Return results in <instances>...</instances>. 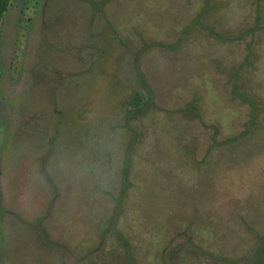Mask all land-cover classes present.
Masks as SVG:
<instances>
[{
    "label": "rangeland",
    "instance_id": "obj_1",
    "mask_svg": "<svg viewBox=\"0 0 264 264\" xmlns=\"http://www.w3.org/2000/svg\"><path fill=\"white\" fill-rule=\"evenodd\" d=\"M28 1L14 0L0 27V264H118L117 227L139 264H172L163 252L183 228L205 229L196 246L212 254L238 256L259 240L264 252V120L231 148L209 143L217 129L219 142L234 140L249 119L217 71L242 61L256 0H218L219 27L242 47L215 51L199 38L185 52L167 48L201 0ZM258 43L248 75L264 99ZM140 86L160 109L132 124L125 105ZM193 103L191 122L182 107ZM187 254L174 264H197Z\"/></svg>",
    "mask_w": 264,
    "mask_h": 264
},
{
    "label": "trees",
    "instance_id": "obj_2",
    "mask_svg": "<svg viewBox=\"0 0 264 264\" xmlns=\"http://www.w3.org/2000/svg\"><path fill=\"white\" fill-rule=\"evenodd\" d=\"M13 1L14 0H0V27ZM202 1H203V4H202ZM222 4L223 2H219L218 0H208V2H206V0H201L199 8L194 11V7H193V9L189 12L190 16H189L187 28H185V32H183V34L181 35V40L179 41V43H177L176 45H172L168 47L167 49H171L170 51H175V52H185L188 45L191 42H193V40L194 41L199 40V38H204L208 45L215 48V51H218V48H221V49L223 47L229 48L235 45H238L239 48L242 47V45L239 43H233V40L235 37L233 36L232 33H230L228 29L224 30V29H221V27H219L220 22L217 20L218 19L217 17L221 9L220 5ZM255 4L256 6H258L256 8L257 10L254 11L255 13L254 19L256 21L255 29L257 30L254 29L255 32L254 31L247 32L243 36L242 43H243L245 53L243 55L242 61H238L234 66H230V67L223 66L220 70L218 69L219 71H217V75L220 74V76H222V79L226 78L227 80L226 84H228V86L229 85L231 86V88L229 87L230 90L226 89L229 92V96L231 98L233 97L235 100H238V99L241 100L240 102L243 105H250L251 109H250L249 119L245 123L243 131L240 134H235L233 136V138L235 137L234 140L230 139L229 137L232 138V136L229 135L228 138L221 139V142H219L218 136L220 135V131L218 129L215 130L212 134V137H210V141H209L210 148H211L210 151L212 152L216 151L218 148H220V146L231 148L234 145H236L238 141L240 140H248L250 138H253L255 130H257L261 126L262 124L261 121L264 120L263 119L264 111L262 110V107H263L262 103L264 102V99L258 96V94H255L251 90L252 81H254L253 80L254 77L250 78L251 76H249L251 74V69L253 70L254 64L256 63V60H257L256 53L259 51V47H260V44L258 42L260 41L262 37H264V0H256ZM117 37H118V34L116 33L115 39H117ZM97 38L101 39V37H96V38H93V40L95 41V44L99 45ZM117 41L121 42L122 40L117 39ZM121 44H124V43H121ZM91 69H93V71L95 70L94 67ZM246 75H248L249 77H247ZM136 76H138L137 79H136ZM144 76L145 75L142 72H138V74L135 75L134 79L138 83H140L142 82V80H144ZM248 83H251V84L248 85ZM153 93H154L153 91L151 93V91L146 90L144 87L140 86V89L135 90L129 96L128 101L125 105V109L127 112V116L130 113V118L131 119L133 118V120H131L132 124L139 121V119L137 118L138 117L142 118V116L146 114L147 112L151 110L158 111L160 109L159 108L160 106L156 107V104H158V102H157V98L154 97ZM195 106L196 104H194V106L189 105V106L182 107L183 110L185 111L184 114L187 115L186 117H188V119L191 122L192 120L195 121V117L197 114ZM183 110L181 109L180 112L182 113ZM134 132L135 131H133L132 133ZM143 139H144L143 135L141 134L138 141H141ZM190 154L192 155V157H195V151H191ZM124 180L127 182V179H124ZM127 184L123 185V187L126 190L125 192H127V189L131 188ZM123 203L124 201H122L121 203H118V205H116V208L114 209V217L116 216L117 221H119L121 215L124 214V209L122 206ZM250 223H251L250 221L244 220V224L246 225V227L250 225ZM119 229L120 228L117 227L116 229L117 234L111 232V229L107 230L105 235L102 236V238L104 236H108V232L113 233V236H115L117 240V246L119 247L120 246L122 247L130 246L129 253L132 258L134 255L133 250H134V246L136 245V243L133 240V238L127 237V236L124 237L123 236L124 233L120 231ZM170 229L173 230L175 228L172 226V228ZM183 229H184V233H186L184 235V241H179L180 243L177 245H174L172 250L169 247H166L168 248L167 252L165 251L163 252L164 259L165 260L168 259L170 262H172V264H174V262L176 261H180V262L181 260L185 261V257L187 254V250H185V245H191V246L194 245L193 249L190 250V252L187 255H189L190 258L191 256L195 257L194 260L197 262V264H207V263L209 264H264V252L260 250V247H259L261 240H259L258 245H256L252 250H250L247 253L240 252L238 256H232L233 254L232 255H221V254L216 255V254H212L206 248H204L205 250H203L202 249L203 246H201L200 243H199V246H196L197 239L200 236L204 235V233H202L201 235V232L205 231V229L199 230V227H198L197 229H195L197 230L196 234L193 233V235H192V232H186V230L188 229L186 228H183ZM184 242H185V245H184ZM104 245L105 244L100 243L99 250H101L104 247ZM125 247H124V252L126 253V255L124 253L123 255L124 259L121 261H118V264H128L127 258H126L128 254L125 250ZM184 250L186 251V254L181 255V252H183ZM102 252L103 253L106 252V248H104ZM146 252H149V251H146ZM227 253L230 254V252H227ZM82 262H84V260L83 261L81 259L76 260V264H82ZM132 262H133L132 264H139V260L138 262H136V260L134 261L133 259ZM114 263L115 262H113L112 264ZM94 264H104V263L102 260H99V262L95 261Z\"/></svg>",
    "mask_w": 264,
    "mask_h": 264
},
{
    "label": "flooded vegetation",
    "instance_id": "obj_3",
    "mask_svg": "<svg viewBox=\"0 0 264 264\" xmlns=\"http://www.w3.org/2000/svg\"><path fill=\"white\" fill-rule=\"evenodd\" d=\"M36 1V0H35ZM30 2V0L28 1ZM8 13V12H7ZM90 41H92L93 43L91 44H95V41L91 38ZM93 46V45H92ZM89 49V48H88ZM0 68H1V65H0ZM2 79V72L0 71V80ZM21 132V131H20Z\"/></svg>",
    "mask_w": 264,
    "mask_h": 264
}]
</instances>
